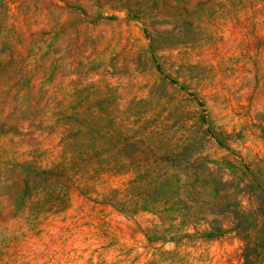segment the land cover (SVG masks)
Segmentation results:
<instances>
[{
	"label": "rangeland",
	"instance_id": "1",
	"mask_svg": "<svg viewBox=\"0 0 264 264\" xmlns=\"http://www.w3.org/2000/svg\"><path fill=\"white\" fill-rule=\"evenodd\" d=\"M246 256L264 0H0V264Z\"/></svg>",
	"mask_w": 264,
	"mask_h": 264
},
{
	"label": "trees",
	"instance_id": "2",
	"mask_svg": "<svg viewBox=\"0 0 264 264\" xmlns=\"http://www.w3.org/2000/svg\"><path fill=\"white\" fill-rule=\"evenodd\" d=\"M245 263H246V264H247V263H248V264H252V263L254 264V261L249 260L248 257L246 256V257H245ZM255 263H256V262H255Z\"/></svg>",
	"mask_w": 264,
	"mask_h": 264
}]
</instances>
